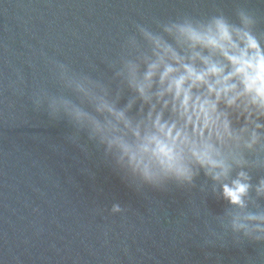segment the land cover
<instances>
[{
  "label": "water",
  "instance_id": "95a60500",
  "mask_svg": "<svg viewBox=\"0 0 264 264\" xmlns=\"http://www.w3.org/2000/svg\"><path fill=\"white\" fill-rule=\"evenodd\" d=\"M241 8L264 34V0H0V264H264V241L225 226L229 205L203 172L192 186L137 189L53 105L91 110L56 63L114 96L123 87L115 72L136 55L127 39L146 50L137 25L158 32L221 13L238 23ZM132 95L124 88L117 107ZM250 175L255 184L264 169Z\"/></svg>",
  "mask_w": 264,
  "mask_h": 264
},
{
  "label": "clouds",
  "instance_id": "9594fccd",
  "mask_svg": "<svg viewBox=\"0 0 264 264\" xmlns=\"http://www.w3.org/2000/svg\"><path fill=\"white\" fill-rule=\"evenodd\" d=\"M238 23L222 13L197 21L183 18L154 32L137 25L126 47L136 53L121 61L115 77L122 89L107 88L87 76H72L62 63L59 78L84 97L91 110L62 99L53 105L89 139L102 145L135 187L163 189L170 182L192 186L203 172L227 201L226 227L240 237L264 241V34L241 8ZM133 95L117 107L123 89ZM139 102L136 115H129ZM254 192V196L249 193ZM113 204L112 213L121 212Z\"/></svg>",
  "mask_w": 264,
  "mask_h": 264
}]
</instances>
